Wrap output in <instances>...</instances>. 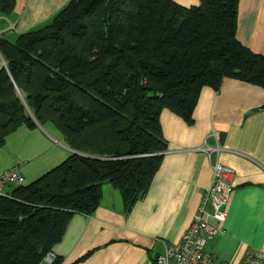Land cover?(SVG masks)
Returning <instances> with one entry per match:
<instances>
[{
  "label": "trees",
  "instance_id": "1",
  "mask_svg": "<svg viewBox=\"0 0 264 264\" xmlns=\"http://www.w3.org/2000/svg\"><path fill=\"white\" fill-rule=\"evenodd\" d=\"M239 2L69 0L15 41L0 37V149L37 120L74 150L0 195V264H39L73 215L96 211L105 183L130 211L168 147L161 111L191 124L203 88L218 91L225 78L264 86V54L237 38ZM14 5L0 0V16Z\"/></svg>",
  "mask_w": 264,
  "mask_h": 264
},
{
  "label": "crops",
  "instance_id": "2",
  "mask_svg": "<svg viewBox=\"0 0 264 264\" xmlns=\"http://www.w3.org/2000/svg\"><path fill=\"white\" fill-rule=\"evenodd\" d=\"M191 6L201 0H175ZM69 0H16L0 16V37L18 35L48 23ZM49 21V22H50ZM237 38L264 54V0H240ZM6 60L0 51V68ZM161 125L168 147L149 190L130 211L110 183L91 215L77 213L52 248L57 264H155L165 243L177 242L189 228L211 186L213 165L233 169V191L222 232L206 250L219 261L240 263L249 253H264V86L225 78L221 88L202 89L194 122L164 109ZM19 126L0 149V171L17 166L34 181L74 152L53 123ZM218 148L211 156L201 150ZM12 187H9L10 190Z\"/></svg>",
  "mask_w": 264,
  "mask_h": 264
},
{
  "label": "built area",
  "instance_id": "3",
  "mask_svg": "<svg viewBox=\"0 0 264 264\" xmlns=\"http://www.w3.org/2000/svg\"><path fill=\"white\" fill-rule=\"evenodd\" d=\"M201 150L211 156L218 148L209 146ZM233 169L217 162L213 165L211 186L204 192L202 201L189 228L177 242H167L163 252L156 257L157 264H232L219 261L206 250L208 241L221 233L226 221L225 208L233 191ZM24 175L17 166L0 171V195H5L11 185L24 184ZM56 256L50 252L39 264H53ZM238 264H264V253H249Z\"/></svg>",
  "mask_w": 264,
  "mask_h": 264
},
{
  "label": "rangeland",
  "instance_id": "4",
  "mask_svg": "<svg viewBox=\"0 0 264 264\" xmlns=\"http://www.w3.org/2000/svg\"><path fill=\"white\" fill-rule=\"evenodd\" d=\"M50 21V20H49ZM48 21V22H49ZM46 24V23H45ZM26 182V184H28V183H30V182H32L33 180H32V178L31 177H27V179L25 180ZM56 261V260H55Z\"/></svg>",
  "mask_w": 264,
  "mask_h": 264
},
{
  "label": "water",
  "instance_id": "5",
  "mask_svg": "<svg viewBox=\"0 0 264 264\" xmlns=\"http://www.w3.org/2000/svg\"><path fill=\"white\" fill-rule=\"evenodd\" d=\"M6 66H7V64H6Z\"/></svg>",
  "mask_w": 264,
  "mask_h": 264
}]
</instances>
